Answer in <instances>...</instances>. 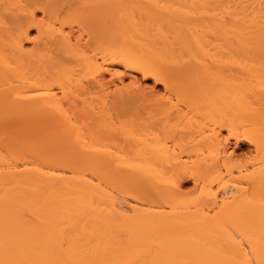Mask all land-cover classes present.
Here are the masks:
<instances>
[{"label":"bare ground","instance_id":"bare-ground-1","mask_svg":"<svg viewBox=\"0 0 264 264\" xmlns=\"http://www.w3.org/2000/svg\"><path fill=\"white\" fill-rule=\"evenodd\" d=\"M0 264H264V0H0Z\"/></svg>","mask_w":264,"mask_h":264},{"label":"rangeland","instance_id":"rangeland-1","mask_svg":"<svg viewBox=\"0 0 264 264\" xmlns=\"http://www.w3.org/2000/svg\"><path fill=\"white\" fill-rule=\"evenodd\" d=\"M35 32V30H33L32 31V33H34ZM109 76V75H108ZM128 79L129 78H126V81H128ZM130 80H131V78H130ZM129 80V81H130ZM128 81V82H129ZM136 81V80H135ZM137 81H140V80H137ZM136 81V82H137ZM148 84L151 86L152 84H153V81L150 79V80H148ZM153 87V86H152ZM155 87H157V88H155ZM150 88V87H149ZM159 88V89H158ZM154 89V90H153ZM153 91L156 93L157 91L158 92H162V90H163V87H162V85H156V86H154L153 87ZM156 89V90H155ZM160 90V91H159ZM233 144V145H232ZM249 146H251V145H249L248 143H242L241 144V148H236V152H238V153H244V151H246V152H249L250 151V147ZM234 147V143H231V145H230V148H233ZM243 151V152H241V151ZM240 151V152H239ZM192 180L191 179H187L185 182H184V186L185 187H187L188 185H190L189 187H191L192 185Z\"/></svg>","mask_w":264,"mask_h":264}]
</instances>
